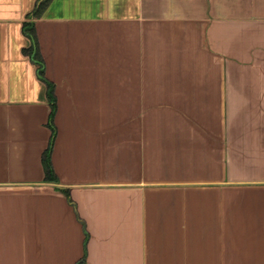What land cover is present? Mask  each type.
Here are the masks:
<instances>
[{"label": "crops", "instance_id": "1", "mask_svg": "<svg viewBox=\"0 0 264 264\" xmlns=\"http://www.w3.org/2000/svg\"><path fill=\"white\" fill-rule=\"evenodd\" d=\"M0 264H264V0H0Z\"/></svg>", "mask_w": 264, "mask_h": 264}, {"label": "trees", "instance_id": "2", "mask_svg": "<svg viewBox=\"0 0 264 264\" xmlns=\"http://www.w3.org/2000/svg\"><path fill=\"white\" fill-rule=\"evenodd\" d=\"M45 166H46V171H47V175H48V178H51V165L49 163V161H47V159L45 160Z\"/></svg>", "mask_w": 264, "mask_h": 264}]
</instances>
